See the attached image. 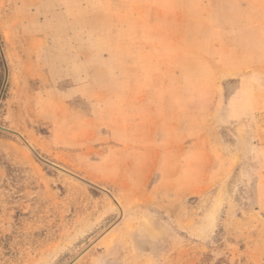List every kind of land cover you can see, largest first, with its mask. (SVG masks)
Wrapping results in <instances>:
<instances>
[{"label": "rangeland", "instance_id": "obj_1", "mask_svg": "<svg viewBox=\"0 0 264 264\" xmlns=\"http://www.w3.org/2000/svg\"><path fill=\"white\" fill-rule=\"evenodd\" d=\"M0 264H264V0H0Z\"/></svg>", "mask_w": 264, "mask_h": 264}]
</instances>
